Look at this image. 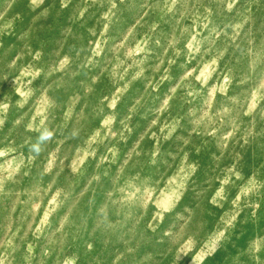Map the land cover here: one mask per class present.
<instances>
[{
    "label": "rangeland",
    "instance_id": "obj_1",
    "mask_svg": "<svg viewBox=\"0 0 264 264\" xmlns=\"http://www.w3.org/2000/svg\"><path fill=\"white\" fill-rule=\"evenodd\" d=\"M0 264H264V0H0Z\"/></svg>",
    "mask_w": 264,
    "mask_h": 264
},
{
    "label": "clouds",
    "instance_id": "obj_2",
    "mask_svg": "<svg viewBox=\"0 0 264 264\" xmlns=\"http://www.w3.org/2000/svg\"><path fill=\"white\" fill-rule=\"evenodd\" d=\"M52 138V133L45 130L44 132L41 133V135L38 137L37 142L32 145L31 151L39 154L41 148L40 145L43 144L45 141H48Z\"/></svg>",
    "mask_w": 264,
    "mask_h": 264
}]
</instances>
